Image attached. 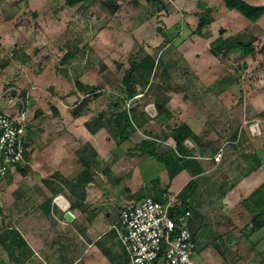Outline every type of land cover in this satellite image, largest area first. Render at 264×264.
<instances>
[{
	"label": "rangeland",
	"instance_id": "rangeland-1",
	"mask_svg": "<svg viewBox=\"0 0 264 264\" xmlns=\"http://www.w3.org/2000/svg\"><path fill=\"white\" fill-rule=\"evenodd\" d=\"M103 1L88 0L72 7L67 0H0V111L12 115L27 111L36 148L57 141L68 149L79 147L75 150L78 154L85 151L77 155V164L69 169L73 174L83 172L90 152H95L94 161H99L95 166L96 180L102 183L99 187L107 197L97 199L99 208L94 211L118 213L132 201L123 174L137 165L143 167L147 180L151 173L164 184L169 182L162 164L144 155L143 150L135 152L142 141L152 139L156 141L157 154L174 149L173 141L164 140L167 125L195 124L194 129L204 133L212 131L207 119L224 124L219 135H208L213 143L205 147L210 157L213 148L224 149L227 159L234 161L226 170L221 162V167L206 175L216 179V190L224 187L216 200L221 194L229 195L230 184L247 183L255 174L256 178H264V173H255L264 167V151H259L257 157L261 164L252 157L254 149L264 148V17L254 24L238 11L227 9L223 0H159L161 5L155 0H116L112 3L117 7L114 14ZM244 1L264 5V0ZM207 9L209 14L205 13ZM202 16L210 22L200 30ZM159 28L169 29L171 42L165 43ZM178 32L183 37L178 38ZM218 39L223 42L221 49L211 46ZM239 43L251 44L254 51L246 55ZM68 52L73 57L62 62ZM137 52L142 57L152 55L158 68L149 90L143 92L140 88L141 94L121 107L127 110L136 131L128 130L131 134L121 141V129L113 122L103 136L89 138V124L99 127L97 117L108 109V104L126 98L122 78L130 68L129 57ZM77 81L85 88L80 90ZM94 122L98 125L94 126ZM251 124L258 128L253 130ZM239 141L240 148L235 149L233 143ZM185 144L196 153L190 141ZM28 167L27 171L33 173ZM244 169H253L254 174L245 178ZM2 188L0 207L8 211L9 202ZM242 193L243 188H238L233 197L238 207ZM170 195L173 194L169 193L168 198ZM223 197H219L221 202L226 198ZM260 198L264 199L262 189L245 199V206H264ZM105 199L113 201L101 206ZM255 212L253 218L257 219L261 211ZM229 213L232 219L244 214L242 221L233 225L235 231L230 230L235 238L228 233L222 237V232L218 233L220 239L207 236L211 261L207 264H264V228L253 234L249 227L242 235L248 212ZM222 224L227 226L228 222ZM248 236L253 243L245 242ZM250 246L261 254L250 255ZM194 260L197 264L202 261L197 256ZM9 263L7 251L0 246V264Z\"/></svg>",
	"mask_w": 264,
	"mask_h": 264
},
{
	"label": "crops",
	"instance_id": "crops-1",
	"mask_svg": "<svg viewBox=\"0 0 264 264\" xmlns=\"http://www.w3.org/2000/svg\"><path fill=\"white\" fill-rule=\"evenodd\" d=\"M252 5L258 6L260 4ZM107 111L108 109L105 112ZM55 114H59V112L55 110ZM206 121L209 124L208 127H212V131L209 130V132L206 130L204 133H201L194 129L195 124L188 125L198 138H196V140L190 138L186 140V142L190 141L192 143L193 151L196 153L194 154L192 151L191 152L203 168V173L193 178L186 170L180 172L170 182L168 191V194H173L170 196L177 200L179 193L191 180L194 179L197 182L195 194L188 198L187 202L194 210L191 229L198 247L195 256L202 259L200 264L211 262L209 261L210 255L208 251L210 246H207L206 243L207 236L220 239L221 237L218 233L222 232V237L227 233L230 234L231 237L230 230L233 229V231H235V226L233 225L242 221V215L244 214L235 217L236 219H232L234 216L232 217L229 211L231 213L233 211L248 212V218L245 220L246 223L241 230L242 235H245L249 227H251V231L249 232L253 234L263 231V228L261 230H257V228L253 229V215L256 213L255 211L264 210V206L257 207L256 205L251 206L250 204L245 206V199L253 193L258 192V189L264 191V178L259 175H257L256 178V174L249 178V182L245 183V181H243L245 184H242V181L236 185L230 184L229 195H225L226 198H224L225 196L223 197L221 194L219 197H223L224 200L221 202L218 197L217 202L215 196L218 192H223L222 190L224 187H222L223 189L216 190L215 188L218 187V184L216 182L213 183L216 179L206 175L210 174V172L214 171L217 167H221L223 162V168L226 170L230 165H233L232 163H234V161H229L225 154L222 156L220 162H215L213 157L217 155L220 149L216 151V149L213 148V155H211V157L208 156L209 154L206 153L205 147L207 148L210 142H212L209 141L208 135L210 133L211 135H219V128L221 127L223 130L222 127L224 124L218 122L214 123L209 119ZM96 122L98 123V120ZM96 122L93 123L94 126ZM107 125L108 124H99V127L94 128L89 124V130L94 134H91L87 129L89 131L87 135L89 138L103 136L105 129L108 130ZM135 128L137 129V127ZM215 128L218 129L217 132L214 131ZM31 131L30 126L26 139V153L23 162L19 166L13 168L3 181L0 180V188L4 186V188H2L3 191H5L3 194L6 193L9 202L7 206L8 211H2L3 207H0V234L7 230L14 229L20 233L26 242L25 252L27 256L25 258L17 256L15 260L9 257V264H131L128 252L121 245L118 235L113 229L118 222L120 211L118 213L116 211H94L96 208H99L95 203L97 199L103 200L107 197V192L99 187V184L102 183L96 180L97 169L95 166L99 165V161H94L96 160L95 152L91 151L89 161H85V170L89 169L91 174L90 179L92 180H90L86 186L77 185L74 182L75 179L85 170L83 172H74L73 174V172H69V169L77 164L75 160L77 159V155L84 154L85 151L82 150L78 154L75 150H79V147L77 149L70 148V150L64 147L65 145L61 146L58 144L57 141H54L52 144L47 142L48 144L45 143L41 148H36V141ZM165 131L167 133L165 135L171 132V130L167 128H165ZM222 134L224 135L225 133L222 132ZM149 135L152 134L149 133ZM164 140L169 142L173 141L170 138L167 140L164 138ZM140 150H143L141 149V145L139 150L137 148L135 152L141 153ZM127 151H129V149ZM259 151H264V148L261 150H253L254 155H252V157L255 158L256 164H261L262 162L257 160L260 154ZM144 152L145 151H143V153ZM87 163H91V166H88ZM247 164L252 166L250 163ZM235 165H237L236 162ZM27 167L31 169L33 173H30L31 171L29 170L28 172L26 169ZM138 167L139 165L134 169H129L123 174L125 181L124 185L127 186L126 189L128 188L129 193L128 197L132 201H135L138 196L145 195V198L151 197L147 192V183H149L151 178L155 179V175L150 173V180H147L149 176L145 174L143 167ZM252 172L254 174L253 169L249 172H245L246 175L244 177L247 178ZM255 173H264V167ZM238 188H243V199L239 196L240 201L238 203L241 207L237 206L236 202L238 201L235 202L233 200V197L239 194L237 193L235 195ZM97 195L98 198L96 197L95 199L93 196ZM62 199L65 201L67 200V207L64 206ZM112 201V199L108 201L105 199L104 202H108V204L103 203L101 206L109 205ZM256 208L259 209L257 210ZM120 209H122V207ZM67 212L72 214V221L66 219L65 215ZM113 213H117L116 220L112 219ZM225 220L228 222L227 226L222 224ZM232 238L234 239L235 235L232 236ZM245 242L253 243L254 241L248 236ZM226 243L230 244L231 239L227 240ZM0 246L4 248L1 243ZM251 246L249 250L250 255L253 254L252 252H254V256L261 254L255 252V247ZM261 262H264V260L262 259Z\"/></svg>",
	"mask_w": 264,
	"mask_h": 264
},
{
	"label": "trees",
	"instance_id": "trees-1",
	"mask_svg": "<svg viewBox=\"0 0 264 264\" xmlns=\"http://www.w3.org/2000/svg\"><path fill=\"white\" fill-rule=\"evenodd\" d=\"M86 1L88 0H67V4L73 7L77 4L84 3ZM115 1L116 0L103 1L104 6L107 7V9H110V11H112V14H114L117 9V7L113 5ZM148 1H152V0H148ZM155 1L157 4L160 5L162 3L159 0H155ZM223 2L227 9L238 11L245 18H247L249 21L253 23L258 22L264 15V5H258V6L251 5L245 2L244 0H223ZM164 7L165 6H163L162 4L163 9ZM205 13L209 14L210 11L207 9ZM209 22H210L209 19H206V17L202 16V18L200 19L198 29L201 30V28ZM158 32L163 37L165 43L169 41L171 42V39L169 38L170 34L168 35L169 29L162 30L159 28ZM176 34L178 35V38L183 37L181 34H179V32ZM178 41H180V39ZM222 44H223L222 39H218L214 43H212L211 46L213 48L221 49L222 47L220 46H222ZM238 46L246 53V55L254 51L251 44L239 43ZM261 51L264 52V48H262ZM72 57L73 54L71 52H68L63 57L62 62H67ZM129 62H130V68L129 70L125 71L121 83L122 87L123 86L125 87L123 88V90H125L123 91V93L125 92L126 98L123 99L117 98L113 100L111 103L108 104V111L107 112L102 111L97 117L98 124L109 125L113 122H116L118 128L121 129L120 130V134L122 135L121 141L127 139V137L129 136L128 134L130 133L128 131L129 129L131 133L136 131L135 128L136 125H134V122H132V118L129 117L127 110L121 108L122 105L126 103V101L133 100L136 96L141 94L139 92L140 88L142 89L143 92L145 90H149L147 88L149 85H151L153 81L152 76L156 74L158 68L156 59L150 54L149 55L147 54L144 57H142L141 53L137 52L135 55L129 57ZM77 87L80 90L85 88V86L79 81H77ZM159 115H161V111ZM167 129L171 130V132L165 136V139L167 140L170 138L175 143V147L171 151L165 154L155 153L157 149L156 147L157 144L155 143L156 142L155 139L154 140L152 139L151 141L144 140L140 143L141 149L145 151L143 154L154 157L158 161V163L162 164L166 168V171L168 172L169 182L167 184L162 183L161 179L155 178V179H151L147 185L148 187L147 192L149 196L159 201H166L168 199L170 182L180 172L186 170L191 174L193 178L200 176L203 173V168L201 167L200 163L197 161L194 154L185 146V141L188 140V138L193 140H196V138H198L193 133L192 129L187 124H181L179 126L167 125ZM236 134L237 133L233 135L232 138L233 140H236V136H237ZM237 142L236 145L235 143H233L235 149L240 148L241 145L240 141L239 143ZM223 155H225L224 149L222 152V156ZM87 165L91 166V163H87ZM243 171L246 172V169H244ZM247 172H249V170ZM90 175L91 174L89 172V169H87L83 173H81L75 179L74 182L77 185L86 186L90 182V180H92L90 179L91 178ZM196 189H197V182L193 179L184 187V189L179 193L177 197V200L180 203L179 207L183 210V212L186 210H190L192 216L194 210L188 204L187 199L193 196V194H195ZM143 199H145V195L138 196L135 202H139ZM260 201L263 203L264 199L260 198ZM192 216L189 222L190 223L189 227L191 232H192L191 229ZM262 216H264V210L258 213V215H256L257 219L255 218L253 220V229L257 228V230H261L262 228H264V221H262ZM0 243L7 251L9 257L12 258L13 260H15L17 256L23 258L27 256L25 252L26 242L24 241L23 237L20 235V233L17 230L12 229L1 233Z\"/></svg>",
	"mask_w": 264,
	"mask_h": 264
},
{
	"label": "built area",
	"instance_id": "built-area-1",
	"mask_svg": "<svg viewBox=\"0 0 264 264\" xmlns=\"http://www.w3.org/2000/svg\"><path fill=\"white\" fill-rule=\"evenodd\" d=\"M27 115L26 110L16 115L0 113V180L24 159L30 130ZM222 152L223 149L217 153L215 162L221 161ZM179 206L172 197L166 201L147 197L127 202L120 209L113 229L131 264H196L198 247L189 227L192 213L183 212Z\"/></svg>",
	"mask_w": 264,
	"mask_h": 264
},
{
	"label": "water",
	"instance_id": "water-1",
	"mask_svg": "<svg viewBox=\"0 0 264 264\" xmlns=\"http://www.w3.org/2000/svg\"><path fill=\"white\" fill-rule=\"evenodd\" d=\"M226 178H227V175L224 174V175H223V179H226ZM65 217H66V219H67L68 221H72V220H73V216H72V214H71L70 212H67L66 215H65Z\"/></svg>",
	"mask_w": 264,
	"mask_h": 264
},
{
	"label": "clouds",
	"instance_id": "clouds-1",
	"mask_svg": "<svg viewBox=\"0 0 264 264\" xmlns=\"http://www.w3.org/2000/svg\"><path fill=\"white\" fill-rule=\"evenodd\" d=\"M0 113H1V112H0ZM23 160H24V159H23ZM22 162H23V161H22ZM20 164H21V163H20ZM20 164L16 165L15 167L19 166ZM15 167H12V168L10 169L9 173H10L11 170H12L13 168H15ZM9 173H8V174H9ZM8 174H7V175H8ZM4 178H5V177H4ZM4 178H3V179H4ZM3 179H2V180H3Z\"/></svg>",
	"mask_w": 264,
	"mask_h": 264
},
{
	"label": "bare ground",
	"instance_id": "bare-ground-1",
	"mask_svg": "<svg viewBox=\"0 0 264 264\" xmlns=\"http://www.w3.org/2000/svg\"><path fill=\"white\" fill-rule=\"evenodd\" d=\"M66 201L62 199V202H63V204H64L65 207H67V202Z\"/></svg>",
	"mask_w": 264,
	"mask_h": 264
}]
</instances>
